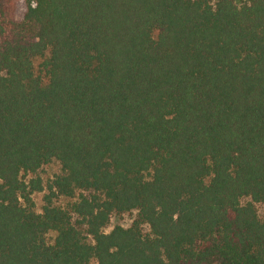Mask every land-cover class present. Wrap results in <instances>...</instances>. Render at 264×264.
I'll return each instance as SVG.
<instances>
[{
  "label": "trees",
  "instance_id": "obj_1",
  "mask_svg": "<svg viewBox=\"0 0 264 264\" xmlns=\"http://www.w3.org/2000/svg\"><path fill=\"white\" fill-rule=\"evenodd\" d=\"M258 204L264 0H0V264H264Z\"/></svg>",
  "mask_w": 264,
  "mask_h": 264
},
{
  "label": "rangeland",
  "instance_id": "obj_2",
  "mask_svg": "<svg viewBox=\"0 0 264 264\" xmlns=\"http://www.w3.org/2000/svg\"><path fill=\"white\" fill-rule=\"evenodd\" d=\"M245 0H236L238 4L243 3ZM62 172L61 164L58 161H53L47 165H44L42 168L39 169L37 172V175L41 176L45 183H47L49 180L53 179L57 174H60ZM44 192H36L34 193V199L36 202V208L38 211L42 210V206L44 204ZM67 199L64 197L58 198V202L64 203ZM258 210L259 214L262 218H264V204H258ZM134 214H124L122 216L115 215L112 217L111 222L109 226L106 228L107 230H110L114 225L116 224H123L125 226L129 225L131 223V220L133 218Z\"/></svg>",
  "mask_w": 264,
  "mask_h": 264
}]
</instances>
